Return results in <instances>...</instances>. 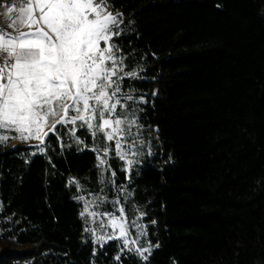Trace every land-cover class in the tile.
I'll list each match as a JSON object with an SVG mask.
<instances>
[{"label": "trees", "instance_id": "obj_1", "mask_svg": "<svg viewBox=\"0 0 264 264\" xmlns=\"http://www.w3.org/2000/svg\"><path fill=\"white\" fill-rule=\"evenodd\" d=\"M107 3L149 148L130 169L112 149L110 187L86 129L0 145V264H264V0ZM80 191L143 211L147 261L95 244Z\"/></svg>", "mask_w": 264, "mask_h": 264}, {"label": "snow or ice", "instance_id": "obj_2", "mask_svg": "<svg viewBox=\"0 0 264 264\" xmlns=\"http://www.w3.org/2000/svg\"><path fill=\"white\" fill-rule=\"evenodd\" d=\"M15 8L13 4L7 12ZM19 13L18 20L10 25L13 32L0 30V129L14 131L22 141L34 138L43 144L58 124L75 125L79 121L92 135L105 133L108 141L115 140L116 155L125 159L121 143L125 121L112 116L121 103L118 79L114 77L123 68L111 41L121 34L114 29L123 23V14L107 12V0H27L21 3ZM17 24L29 30L17 31ZM69 111L75 115L70 117ZM50 119L53 122L49 125ZM127 123L134 125L136 121ZM10 138L0 135V142ZM36 147L44 152V148ZM99 163L103 166L106 161L100 159ZM127 163L131 166L133 162ZM119 212L123 214L124 209ZM85 214H89L87 202L80 215ZM121 221L122 215L111 218L110 224L119 227L120 236L108 239H123L127 248V224ZM104 240L102 236L97 238L98 243ZM136 251L147 261L143 252L151 253L152 249Z\"/></svg>", "mask_w": 264, "mask_h": 264}, {"label": "rangeland", "instance_id": "obj_3", "mask_svg": "<svg viewBox=\"0 0 264 264\" xmlns=\"http://www.w3.org/2000/svg\"><path fill=\"white\" fill-rule=\"evenodd\" d=\"M21 3L26 4L27 0H10L5 1L0 8V30H4L6 32H13V28L10 27L13 21L18 20L20 13H19V7ZM13 4L16 5V8L12 13L7 12V8L11 7ZM107 12H111L114 15L121 14V11L113 9L108 3H107ZM121 19L123 20V23L119 24L118 29H114V31H119L121 34L126 30L127 25L125 23V18L122 15ZM17 31H28V27H21L18 24L16 25ZM120 34V35H121ZM119 35V36H120ZM118 36L113 37V40L111 43L116 45V48H114V54L118 58H122L121 67L123 68V71L118 74V77H114V79H118L120 92L118 93V97L120 98V105L117 106L115 112L112 114L113 118H119L125 121V124L121 127L123 128V136L125 137L121 143H122V149L125 152V159H123V162L125 164V167L127 169H130L135 163H137L143 152L149 148L148 141L145 137V134L143 130L141 129L140 125L137 121V114H138V102L142 101L143 98L141 97H135L133 92L129 89H124L123 87V81L125 78L129 77L128 75H125L126 73H130L131 71L128 69L127 61L125 55L122 53L121 48L119 47L116 38ZM101 47H104L103 44H101ZM2 63V61H0ZM128 97H131V99H128ZM68 115L71 117L75 115L73 111H69ZM135 120L136 123L134 125H131L127 123L128 121ZM53 121L49 120V125ZM96 123H99L100 121L97 119L95 121ZM81 122H77L75 125L72 124H58L56 126V134L60 135V129L61 127L65 126L67 127V137L70 140L68 142H74L78 144L79 146H82L84 144V141L78 137L77 132L82 127L80 126ZM83 129H86L92 136V138L95 140L97 136H102V140L104 141L103 144L100 142H95L92 147H89L97 152L98 155V166L100 168L101 178L104 181L105 179H109V182H112L109 185H112L110 187H118L116 185V181L113 180L112 172L109 165V155L111 150L113 149L115 151V140L108 141L106 139L105 133L97 132L95 135H92V132L87 129V127H83ZM44 131H49L48 128H45ZM110 131V129H109ZM52 132L49 131V135ZM75 133V134H73ZM0 135H7L11 137L10 139L0 142V145L10 146V147H16L19 145H26L31 146L35 149V151H39L36 147L39 145L43 148V146L46 143V138L44 140V143L41 144L39 140L37 139H29L27 141H22L19 139L18 134L14 131H5L3 129H0ZM119 138V137H117ZM96 141V140H95ZM107 150V154L105 155L104 152ZM116 152V151H115ZM100 159H104L106 163L101 166L99 161ZM131 160L133 163L131 166L128 165V161ZM123 189V188H122ZM83 196L84 200H79L82 203V211L84 207L87 206L89 208V214H85L83 216V219L86 222L87 229H91L92 231H88L91 237L93 238L96 245H103L105 243H108L112 240H117L119 243L123 246V239H108V237H111L113 235L119 237L120 231L119 227L113 228L110 224V220L113 216L115 217H121L122 215V221L123 223L127 224V239L130 241L127 248H125L128 251H131L138 255L139 257L143 258L136 250L140 249L143 251V249L151 248L153 249L154 245L151 243L147 236L146 226L143 222V211H140L137 208L132 207V209H128L125 205V202L127 201V197L125 195H117L115 197H111L107 193L100 192L96 194H87L84 191L79 192V197ZM121 200L124 202L122 203ZM124 209L123 214L119 212L120 208ZM81 211V212H82ZM96 213L95 216L90 215V213ZM139 226V227H137ZM104 237V242H97L98 237ZM131 241H135V243H131ZM144 256H148L149 252H143Z\"/></svg>", "mask_w": 264, "mask_h": 264}, {"label": "crops", "instance_id": "obj_4", "mask_svg": "<svg viewBox=\"0 0 264 264\" xmlns=\"http://www.w3.org/2000/svg\"><path fill=\"white\" fill-rule=\"evenodd\" d=\"M1 14V13H0ZM1 16V15H0Z\"/></svg>", "mask_w": 264, "mask_h": 264}]
</instances>
